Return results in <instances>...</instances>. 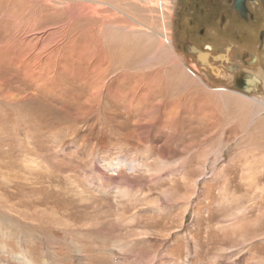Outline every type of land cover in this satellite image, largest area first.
<instances>
[{"label": "rangeland", "instance_id": "rangeland-1", "mask_svg": "<svg viewBox=\"0 0 264 264\" xmlns=\"http://www.w3.org/2000/svg\"><path fill=\"white\" fill-rule=\"evenodd\" d=\"M160 1L0 0V264H264V85Z\"/></svg>", "mask_w": 264, "mask_h": 264}, {"label": "flooded vegetation", "instance_id": "flooded-vegetation-1", "mask_svg": "<svg viewBox=\"0 0 264 264\" xmlns=\"http://www.w3.org/2000/svg\"><path fill=\"white\" fill-rule=\"evenodd\" d=\"M170 1L175 21L172 45L177 54L189 55L194 65H198V54L205 55L210 78H226L232 88L262 89L264 0ZM189 49L198 54L190 55ZM211 69L218 72L217 77Z\"/></svg>", "mask_w": 264, "mask_h": 264}, {"label": "bare ground", "instance_id": "bare-ground-1", "mask_svg": "<svg viewBox=\"0 0 264 264\" xmlns=\"http://www.w3.org/2000/svg\"><path fill=\"white\" fill-rule=\"evenodd\" d=\"M163 36V38H167L166 37V34H163L162 35ZM164 42L165 43H167V45H169V41L166 39V41L164 40ZM172 50V49H171ZM189 51V54L191 55V54H198L195 50H193V49H189L188 50ZM197 63H198V65H197V68H196V66H194L196 69H195V71H197L198 70V68H200V70H202V71H204V72H206L207 71V68H206V66L208 65L207 63H206V58H205V55H197ZM207 64V65H206ZM211 68V67H210ZM212 70V73H213V75L215 76V77H217L218 76V72L215 70V69H211ZM193 69H189V70H187L186 72H187V75H189L190 76V78H193V79H199L198 78V76H197V74H199V73H196ZM226 79V78H225ZM203 82V81H202ZM203 84V83H202ZM205 86V85H204ZM216 91H218V92H224L223 90H225V89H215ZM227 91V90H226ZM209 98V97H208ZM255 101V100H254ZM258 103H260L263 107H264V103L263 102H258ZM257 103V104H258ZM208 108V107H207ZM206 108V109H207ZM261 113H263L264 114V109L261 111ZM262 114V115H263ZM207 115V114H206ZM263 117V116H262ZM208 118V117H207ZM212 118V117H211ZM262 121H264V120H261V123L263 124L264 122H262ZM264 129V128H263ZM252 160V159H251ZM257 160V159H256ZM254 162V161H253ZM255 163V162H254ZM250 164V163H249ZM252 164V163H251ZM256 164V163H255ZM251 166V165H250ZM249 166V167H250ZM249 169H251V168H249Z\"/></svg>", "mask_w": 264, "mask_h": 264}, {"label": "built area", "instance_id": "built-area-1", "mask_svg": "<svg viewBox=\"0 0 264 264\" xmlns=\"http://www.w3.org/2000/svg\"><path fill=\"white\" fill-rule=\"evenodd\" d=\"M165 5L162 3V1L159 0L158 2V9H159V13H161L165 8Z\"/></svg>", "mask_w": 264, "mask_h": 264}]
</instances>
